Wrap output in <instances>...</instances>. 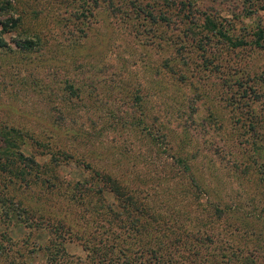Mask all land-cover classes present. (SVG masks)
I'll return each mask as SVG.
<instances>
[{"label": "rangeland", "instance_id": "obj_1", "mask_svg": "<svg viewBox=\"0 0 264 264\" xmlns=\"http://www.w3.org/2000/svg\"><path fill=\"white\" fill-rule=\"evenodd\" d=\"M191 1L196 16L230 18L229 31L247 39L264 22V0ZM11 2L20 20L0 48V132L25 133L23 152L43 169L29 173V187H8L69 229L56 264H95L89 238L123 249L126 264L146 262L148 238L162 241L170 264H264V48L227 52L216 38L208 64L192 46L177 53L184 37L175 15L162 36L143 27L137 35L107 0ZM251 4L256 13L233 19ZM26 38L34 47L19 49ZM15 166L7 163L0 179ZM96 171L129 199L105 191L99 200ZM8 229L16 240L25 235L21 223L0 221ZM46 233L34 231L31 241L45 246ZM31 252L23 264H49V251Z\"/></svg>", "mask_w": 264, "mask_h": 264}, {"label": "trees", "instance_id": "obj_2", "mask_svg": "<svg viewBox=\"0 0 264 264\" xmlns=\"http://www.w3.org/2000/svg\"><path fill=\"white\" fill-rule=\"evenodd\" d=\"M107 1L109 2L108 5L111 10H115L116 13L119 12L125 25L131 29L133 28L137 35H139L141 31L140 28L143 27V31H153L154 34L162 36L166 31L165 29L170 28L172 23L175 24L172 21V15H175L176 18H178L179 24L183 26L179 27V29L177 28V35L182 33L184 37L178 38V42L174 43L176 44L175 49L177 53L179 54L180 52H183L186 47L192 46L195 49H200L203 58L205 60L207 59L208 64L212 63V61L210 60L209 55H206V50L208 45L210 43L212 44L213 39L216 38L218 43H226L227 52L248 45L264 48V22L262 24L257 23L256 29L258 31H254L252 34L253 37L247 39L244 34L236 35L229 31L230 27L231 29L234 27L233 22L229 21L230 18L226 19L215 14L211 15V13L206 14V12H203L201 13L202 19L200 22L199 20L201 17L196 16V12H198L199 9L191 0H145L144 3H142L141 0ZM114 3H116V5ZM12 4L11 0H0V12L4 14V18L0 19V48H4L8 45L4 34L8 30L14 28L20 20L19 16L14 17L13 15H10V10L14 9ZM93 4L97 5L98 0H93ZM256 12L257 9L253 7V4L249 6L246 5L243 8V11L241 10L239 13L235 14L233 12L235 15L233 16V19L237 18L236 16H238V14L250 16ZM165 41H167V39H165ZM17 44L16 45L19 49L24 50L33 48L35 42L33 39L26 38L23 42L17 41ZM216 58H218V55ZM211 59L213 60L215 57H211ZM214 67L216 69L220 68L218 63H214ZM254 125L253 121L250 122L248 124V129H254ZM1 130L3 131L0 132L2 137L0 159L4 157L6 162L2 163L0 171L7 170L6 165L9 162H15L16 166L7 171L9 179H0V221H2L7 228L10 224L16 226L21 223L26 230L25 235H23L21 240L13 238L12 233L9 232L10 227L8 231H0V256L3 254L6 256V253L9 254L10 258L8 257L9 259L6 264H19L20 259V264H23L24 250H29L30 253H32V249L36 247L38 249L43 248L49 251L51 253V257L48 259L49 264H56V260L63 255L64 241H66V238L64 237L70 233L69 229L64 227V222H62L60 217H54L53 220L47 219L45 215L41 213V209H36L38 207L37 205H29V203L27 204L23 199L17 198L18 196L9 190L10 188L8 187V183L18 184L21 187H29L30 182L27 176L30 172L36 171L38 173L42 171L43 165L36 160L34 154H26L23 152L22 145L26 136L25 133H22V131L13 127H3ZM146 133L149 134L148 131H146ZM153 138L157 139L156 136ZM9 155L12 156V159L8 160L7 156ZM64 156L69 158V154H64ZM254 161H256V159ZM254 161L253 163L256 164L257 162ZM261 166L262 169L259 171H261L260 174L263 175L260 176V181L264 182V162ZM99 175L102 184L95 191V193L98 194L99 200H102V196L104 195L103 192L105 193V191L111 192L117 199H121L124 202L129 199L126 198L125 190L118 184L115 178L110 175L99 173L98 171L94 174V176ZM193 182L195 181L193 180ZM79 184L84 185L85 181H75L74 186L77 187ZM147 219L143 221L144 227L149 223V219ZM153 219H155L154 222H157L158 217L156 216ZM33 230L39 233V235L40 231H46L50 235L49 238L46 233V240H48V243H46L45 246L38 243L36 245V241H31V234L34 232ZM67 238H69V236ZM57 239H59V241H57ZM89 240L94 241L92 242L93 245L89 246L91 249L89 256L95 264H126L128 262L126 259L127 257L125 256V258L123 256V249L121 250L122 253H116L114 251L116 248L114 244H103L102 242H99V240L95 241L91 238H89ZM183 243L185 244L184 240ZM143 245L146 247L144 246L145 248L143 247L141 250L144 251L146 255L141 254L140 257H144L146 262L141 260V264H170L172 262L170 257L166 258L162 253L166 249L162 241H152L148 238ZM86 248H88V246ZM186 248L187 251L194 254L189 245H187ZM53 249L54 251H52ZM11 252H13V256L10 255ZM195 254L199 253L197 252Z\"/></svg>", "mask_w": 264, "mask_h": 264}]
</instances>
